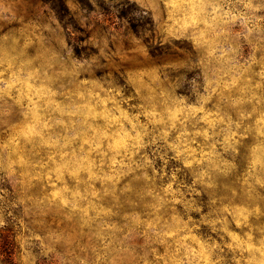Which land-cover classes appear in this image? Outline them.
Returning a JSON list of instances; mask_svg holds the SVG:
<instances>
[{"label":"rangeland","instance_id":"obj_1","mask_svg":"<svg viewBox=\"0 0 264 264\" xmlns=\"http://www.w3.org/2000/svg\"><path fill=\"white\" fill-rule=\"evenodd\" d=\"M0 264H264V0H0Z\"/></svg>","mask_w":264,"mask_h":264}]
</instances>
